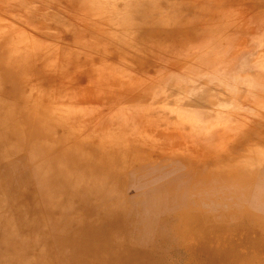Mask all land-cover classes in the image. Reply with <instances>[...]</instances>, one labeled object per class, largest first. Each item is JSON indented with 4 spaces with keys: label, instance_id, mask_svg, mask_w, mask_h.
Masks as SVG:
<instances>
[{
    "label": "rangeland",
    "instance_id": "374dc122",
    "mask_svg": "<svg viewBox=\"0 0 264 264\" xmlns=\"http://www.w3.org/2000/svg\"><path fill=\"white\" fill-rule=\"evenodd\" d=\"M0 264H264V0H0Z\"/></svg>",
    "mask_w": 264,
    "mask_h": 264
},
{
    "label": "bare ground",
    "instance_id": "6f19581e",
    "mask_svg": "<svg viewBox=\"0 0 264 264\" xmlns=\"http://www.w3.org/2000/svg\"><path fill=\"white\" fill-rule=\"evenodd\" d=\"M11 96V94H10ZM2 106L4 107V109H6V103L5 102H2ZM44 128L42 127H38L36 128L37 132L35 131H31V130H28L27 127H25L23 125V123L19 124V134H20V138L21 140H30V139H34V140H37L42 134H43V130ZM30 144H33V142H30ZM36 147H39L38 144L35 145ZM96 173V172H94ZM93 172L89 171L87 174H82L80 173L79 175H77L78 177H75L72 181V186L69 187L68 189H66L65 191H62V194L64 195L65 198V201L60 205L59 207V210H64L67 208L69 209V205L71 204V206H73V203H74V200H76L79 196L78 195H81L83 192H88V193H91L92 195L95 193V191L97 192L99 190L100 187H102L103 185L100 183L101 182H105V187H106V190L105 192L107 191L108 194V199L112 198L113 196H115V190L117 188V185L119 186L118 184V181L117 179L118 178H115L114 180L112 179V176L110 173L108 172H103L101 173V175L99 174H93L94 176V179L93 176L90 177V175H92ZM99 175V176H98ZM50 176V175H48ZM51 179H59L60 178V174L58 172H56V176L55 175H51ZM90 177V178H89ZM89 178V179H88ZM62 179V177H61ZM100 183V184H99ZM54 184V185H52ZM116 185V186H115ZM52 186H55L56 188V191H55V194H56V197L58 196L59 194V189L60 188H57L56 186V182L55 183H51L50 184H47V189H46V193L45 195H48L52 192ZM95 195V194H94ZM50 202V201H49ZM73 202V203H72ZM53 206V209H56V206L55 204L52 205ZM65 210V212H66ZM58 210L56 209L55 212H57ZM8 244V247H7V252L8 251H12V249L9 247L10 245L13 244V242H10L7 243Z\"/></svg>",
    "mask_w": 264,
    "mask_h": 264
}]
</instances>
